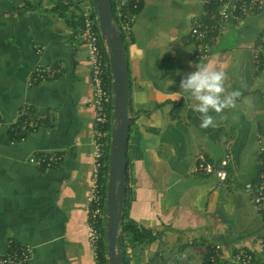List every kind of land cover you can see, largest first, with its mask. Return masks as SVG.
Here are the masks:
<instances>
[{
	"label": "crops",
	"instance_id": "obj_1",
	"mask_svg": "<svg viewBox=\"0 0 264 264\" xmlns=\"http://www.w3.org/2000/svg\"><path fill=\"white\" fill-rule=\"evenodd\" d=\"M85 6L88 0H0V254L24 244L31 249L25 264H97L85 228L94 168L90 65L77 23ZM208 10L202 0H139L130 32H122L126 219L155 235L139 242L125 236L127 264H197L198 248L219 244L229 259L240 247L260 246L264 224L244 184L257 179L264 148L263 55L253 57L264 3L218 23L224 30L198 58L189 29L208 20ZM201 63L219 64L226 89L241 93L235 107L212 113L215 127H200L188 94L175 99L181 78ZM37 65L50 66L53 77L33 81ZM24 104L39 125L14 142L10 127ZM40 152L62 160L52 168L28 162ZM199 154L214 165L228 155L226 180L200 171ZM101 193L103 236L102 185Z\"/></svg>",
	"mask_w": 264,
	"mask_h": 264
},
{
	"label": "built area",
	"instance_id": "obj_2",
	"mask_svg": "<svg viewBox=\"0 0 264 264\" xmlns=\"http://www.w3.org/2000/svg\"><path fill=\"white\" fill-rule=\"evenodd\" d=\"M115 17L123 33L128 34L132 21L139 7V0H113ZM208 6L209 19H196L192 22L189 33L197 42L196 56L208 55L212 42L222 29L218 23L225 24L230 17L244 16L259 11L264 0H202ZM215 5L211 8V5ZM96 19L92 9L85 6L82 13L81 27L78 31L87 50L90 65L91 92L86 103L94 111L92 126L93 144V176L87 196V218L85 222L88 242L96 254V248L102 237L100 219L103 215L102 193L99 181L100 170L104 164V156L109 151V113L112 106L111 74L108 65L107 47L96 28ZM263 59L261 60V56ZM256 62L264 64V25L260 30L257 44L253 50ZM33 81H41L53 77L50 66L37 65L33 71ZM40 116L30 106L22 105L14 123L10 127L11 140L22 141L26 133L39 125ZM62 155L58 152H40L29 156L28 162L39 168H52L59 164ZM229 156L225 155L218 164L207 161L202 154L196 157L197 168L205 174H215L220 182L226 180V166ZM244 191L258 210L264 224V148H259V172L254 182H246ZM257 250L245 247L238 248L227 259L221 246H213L208 256L210 264H264V230ZM31 256V249L24 244L13 245L8 251L0 254V264H25Z\"/></svg>",
	"mask_w": 264,
	"mask_h": 264
},
{
	"label": "water",
	"instance_id": "obj_3",
	"mask_svg": "<svg viewBox=\"0 0 264 264\" xmlns=\"http://www.w3.org/2000/svg\"><path fill=\"white\" fill-rule=\"evenodd\" d=\"M97 15L100 37L107 47L111 74L113 125L109 139V160L105 192V244L107 264H122L118 232L126 173V144L129 132L127 63L122 39L113 21L109 0H91Z\"/></svg>",
	"mask_w": 264,
	"mask_h": 264
},
{
	"label": "clouds",
	"instance_id": "obj_4",
	"mask_svg": "<svg viewBox=\"0 0 264 264\" xmlns=\"http://www.w3.org/2000/svg\"><path fill=\"white\" fill-rule=\"evenodd\" d=\"M226 76V71L219 64L201 63L196 64L195 69L186 73L179 82L180 95L175 99L188 94L193 101L192 110L199 114L201 128L216 126L213 112L219 114L236 106L241 93L239 89H226ZM169 81V84L173 83Z\"/></svg>",
	"mask_w": 264,
	"mask_h": 264
},
{
	"label": "trees",
	"instance_id": "obj_5",
	"mask_svg": "<svg viewBox=\"0 0 264 264\" xmlns=\"http://www.w3.org/2000/svg\"><path fill=\"white\" fill-rule=\"evenodd\" d=\"M112 8V14H113V21L116 26V23L118 24L116 17H115V7H114V1L109 0ZM89 4L92 9V14H94L95 19H96V26H97V18H96V10L91 2L89 0ZM215 5H211V8H214ZM58 9V8H57ZM81 22H82V15L77 17V23L81 27ZM98 30V26L96 27ZM118 33L120 37L122 38V31L120 29V26L118 24V27L116 26ZM165 68L167 67V64H164ZM109 127V124H108ZM112 127V124L110 123V129ZM108 160H109V151L106 153L104 156V164L101 168L100 176H99V181L100 184L102 185V190H103V195L105 196V189H106V180H107V170H108ZM127 167H126V173H125V189H124V197H123V206H122V212H121V218L119 222V227H118V232L120 235L121 239V244H122V264H127L125 257H124V241H125V236L128 235L130 238V242H139V241H151L154 239L155 235H152V233L149 230L146 229H140L136 226L131 221H128L126 219V212H125V205H127V195H129V189L127 188ZM105 202V201H104ZM104 232V231H103ZM211 252L210 248H207V253L203 257L202 264H210L208 256L209 253ZM96 262L97 264H107L106 260V244H105V238L100 240L98 243V246L96 248Z\"/></svg>",
	"mask_w": 264,
	"mask_h": 264
},
{
	"label": "rangeland",
	"instance_id": "obj_6",
	"mask_svg": "<svg viewBox=\"0 0 264 264\" xmlns=\"http://www.w3.org/2000/svg\"><path fill=\"white\" fill-rule=\"evenodd\" d=\"M88 2H89V0H88ZM96 18H97V15H96ZM97 26H98V20H97ZM116 26L118 27L117 23H116ZM98 31H99V29H98ZM110 123L113 125L112 106H111V111L109 113V132L111 133L112 127L110 129ZM105 208H106V203H105ZM103 238H105V229L103 232ZM208 247L210 248V246H208ZM205 251H207V248H198L195 250L194 256H197V264L201 263V258L205 254Z\"/></svg>",
	"mask_w": 264,
	"mask_h": 264
}]
</instances>
